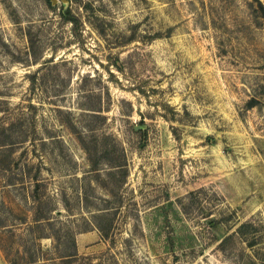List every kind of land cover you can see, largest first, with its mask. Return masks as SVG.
<instances>
[{"label":"rangeland","instance_id":"obj_1","mask_svg":"<svg viewBox=\"0 0 264 264\" xmlns=\"http://www.w3.org/2000/svg\"><path fill=\"white\" fill-rule=\"evenodd\" d=\"M0 264H264V0H0Z\"/></svg>","mask_w":264,"mask_h":264},{"label":"trees","instance_id":"obj_2","mask_svg":"<svg viewBox=\"0 0 264 264\" xmlns=\"http://www.w3.org/2000/svg\"><path fill=\"white\" fill-rule=\"evenodd\" d=\"M62 16L67 21H70V22H73V23H75V21H76L74 16H72L70 14V11H66L65 13L62 14ZM101 233H102V231H101ZM72 249L73 250H72V252H70V254L60 257V259H61L60 261H64L63 263H70V262H73L75 259H77L78 255L76 253L75 246H73Z\"/></svg>","mask_w":264,"mask_h":264},{"label":"water","instance_id":"obj_3","mask_svg":"<svg viewBox=\"0 0 264 264\" xmlns=\"http://www.w3.org/2000/svg\"><path fill=\"white\" fill-rule=\"evenodd\" d=\"M58 1H61L63 4H66V0H49L52 5H56Z\"/></svg>","mask_w":264,"mask_h":264}]
</instances>
